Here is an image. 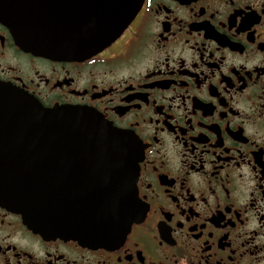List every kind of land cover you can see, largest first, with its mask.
Wrapping results in <instances>:
<instances>
[{
    "label": "flooded vegetation",
    "instance_id": "1",
    "mask_svg": "<svg viewBox=\"0 0 264 264\" xmlns=\"http://www.w3.org/2000/svg\"><path fill=\"white\" fill-rule=\"evenodd\" d=\"M0 83L130 136L140 211L88 247L0 202V264H264V0H143L78 60L26 53L0 25Z\"/></svg>",
    "mask_w": 264,
    "mask_h": 264
},
{
    "label": "water",
    "instance_id": "2",
    "mask_svg": "<svg viewBox=\"0 0 264 264\" xmlns=\"http://www.w3.org/2000/svg\"><path fill=\"white\" fill-rule=\"evenodd\" d=\"M143 0H0L26 53L78 60L103 50ZM135 143L85 108H44L0 83V202L43 239L106 246L138 220Z\"/></svg>",
    "mask_w": 264,
    "mask_h": 264
}]
</instances>
